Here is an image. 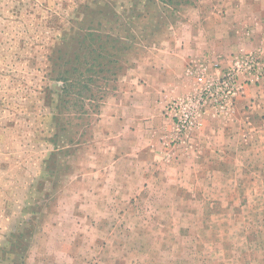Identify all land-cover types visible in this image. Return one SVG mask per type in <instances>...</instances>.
<instances>
[{"label":"rangeland","instance_id":"374dc122","mask_svg":"<svg viewBox=\"0 0 264 264\" xmlns=\"http://www.w3.org/2000/svg\"><path fill=\"white\" fill-rule=\"evenodd\" d=\"M165 1L0 0V264H264V163L164 167L161 137L152 166L141 161L135 117L169 118L146 89L132 105L123 98L126 121L114 120L123 85L145 82L150 51L181 39L193 52L203 35L224 34L212 7L234 24L253 10ZM119 39L115 80L107 61ZM95 56L102 65L62 92V75L75 79Z\"/></svg>","mask_w":264,"mask_h":264},{"label":"crops","instance_id":"0c3cea01","mask_svg":"<svg viewBox=\"0 0 264 264\" xmlns=\"http://www.w3.org/2000/svg\"><path fill=\"white\" fill-rule=\"evenodd\" d=\"M223 4L212 6H226L227 12L230 9L237 12L245 9L247 11L250 8L253 10L248 17L242 12L238 16V24H234L232 19L224 14L220 17L212 7L208 18L220 26L226 25L224 34L219 32L220 28L217 25L218 28L211 34L212 38L208 39L206 35H203L205 44L199 45L193 52L184 48L181 39H169L161 53L150 51L149 54L152 55L149 57L145 82L135 84V79L138 77H130L129 83L124 84L117 94L118 98L113 103L117 107L114 108L116 122L123 124V121H126L123 115L124 108L126 104L132 105L141 101L139 100L141 90L146 89V93L150 91L152 106L156 108L163 106L166 112L167 105L173 99L198 89L209 78L220 77L230 58L255 51L260 53L264 62V0H232V2L225 0ZM229 4L232 5L229 6ZM203 23L204 17L199 14L198 26L201 34L203 30H200V26ZM216 63L220 64V67H214ZM168 80L172 83L164 87L167 90L164 91L161 84ZM249 89H252V86ZM245 92L247 95L244 93L245 96L243 94L238 98L234 111L230 114L205 115L202 127L196 130L184 144H171L174 136L170 118L161 120L155 116V113L146 118L136 116L134 120L140 126L136 138H145L148 149L140 154L136 151L137 154L134 155L139 157L143 155L144 160L141 161L145 163L148 162L147 158L150 159V166H152L153 144L155 145L161 137L166 144L163 149H160L163 156L161 163L164 167L184 168V165L189 163V159H192V165H196V161H199L200 166L202 163L209 168H221L223 164L233 166L234 162L245 166L250 162L264 163V158L260 159V154H264V150L260 149V145L264 146V83L257 87L252 95ZM123 98H126V104L121 103ZM160 121L165 122L161 129L148 130L149 125L151 128L158 127L157 123ZM114 137L120 143L127 144L126 135L123 132L116 133ZM217 140L227 145L221 146ZM139 141L133 139L129 145H137ZM229 143L232 147H228ZM115 157H118V151ZM213 158H216V161Z\"/></svg>","mask_w":264,"mask_h":264},{"label":"built area","instance_id":"2783aa9c","mask_svg":"<svg viewBox=\"0 0 264 264\" xmlns=\"http://www.w3.org/2000/svg\"><path fill=\"white\" fill-rule=\"evenodd\" d=\"M214 67H220L216 63ZM264 81V62L258 52L230 58L220 77H212L201 87L173 99L166 114L173 124L171 143L184 144L203 125L207 114L228 115L234 111L238 98L249 85Z\"/></svg>","mask_w":264,"mask_h":264},{"label":"trees","instance_id":"16d2710c","mask_svg":"<svg viewBox=\"0 0 264 264\" xmlns=\"http://www.w3.org/2000/svg\"><path fill=\"white\" fill-rule=\"evenodd\" d=\"M161 2H164V3H167V1H165V0H160ZM168 2H169V0H168ZM101 35H98V37H100ZM100 48H101V45H100ZM96 50H98V49H96ZM117 50H118V52H121V53H119V55L118 54H115V59H113L114 61H111V60H108L107 62L108 63H114V64H116L117 65V68L115 67L114 69H113V71H111V72H113L112 74H113V76L114 77H116V79L115 80H117L118 79V76L120 75V73L121 72H119V70H120V68L121 67H119L118 68V66H120V56L122 55V54H124L123 53V51H127V46L125 45V44H122L121 42H120V39H119V41H118V45H117ZM100 55V53L98 54V56ZM98 56H95V57H91V58H87V60L86 61H84V64H85V66H86V68L84 69H82V68H77V70L79 71V75L74 79V78H70L69 79V77L67 76V75H62V77H61V79L60 80H62L63 81V88H62V92H66L67 90H69L71 87H72V89L74 88V87H76L77 85H80V84H82V82L84 81V82H86V79H84L85 78V75H87L86 73L87 72H92L93 71V68H95V65H96V62H97V64H100V65H102V62L100 61V63H98ZM99 65V66H100ZM101 70H103L104 71V69H100L99 71H101ZM68 73H71L70 71H67ZM105 78V77H104ZM89 80H91V77H89L88 78V81ZM104 96L105 95H103L102 94V96L100 97V100L102 101L103 99H104ZM91 99V98H90Z\"/></svg>","mask_w":264,"mask_h":264}]
</instances>
